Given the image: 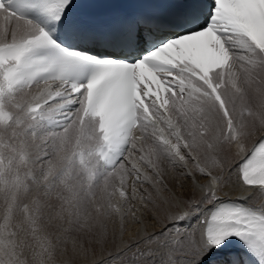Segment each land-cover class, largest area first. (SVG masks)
<instances>
[{
	"label": "snow or ice",
	"instance_id": "obj_1",
	"mask_svg": "<svg viewBox=\"0 0 264 264\" xmlns=\"http://www.w3.org/2000/svg\"><path fill=\"white\" fill-rule=\"evenodd\" d=\"M99 6L0 0V264H27L21 234L40 264L67 243L37 235L45 210L102 240L109 221L144 226L133 202L161 231L102 264H264V207L221 199L232 175L264 197V0ZM168 167L207 179L199 197L172 192Z\"/></svg>",
	"mask_w": 264,
	"mask_h": 264
},
{
	"label": "bare ground",
	"instance_id": "obj_2",
	"mask_svg": "<svg viewBox=\"0 0 264 264\" xmlns=\"http://www.w3.org/2000/svg\"><path fill=\"white\" fill-rule=\"evenodd\" d=\"M0 23H2V21H0ZM254 143H256L255 138L248 142V148L251 149ZM226 155H228L230 160L229 168L234 169L239 164L241 158L236 157L233 152H229L227 150ZM164 179L168 188L171 189L172 192L184 196L185 198L191 197L193 194L199 197L200 194L197 191L198 186L208 183L207 179L202 178L198 175L196 176L194 182L191 178L181 175V172L179 170L172 169L171 167H168ZM231 181L232 182L228 185V187L224 189L223 193L221 194V199L242 201L244 203H248L250 201L251 207H264V197L259 194L258 190H248L246 187L239 186V184L236 183L235 175L231 176ZM145 187L148 188L147 185H145ZM148 190L151 191V188H148ZM138 191H143V189H138ZM162 194L168 199H171V196H169L167 192H164ZM153 198H156L155 194H153ZM157 203H160V201L157 200ZM133 207L140 209L137 215L140 219L144 220V226H142L141 224L132 223L131 219H129L124 223L123 234L121 235V225L118 221L115 220V222L111 225L112 227H110L111 229L107 230L108 236L106 235V233L104 239L97 240L100 244L96 248V251H93L91 254L89 253L87 256H83L74 255L72 252L68 253L67 249V257H53L51 260H47L45 258V264H102L104 260H107L109 258V254L115 255L118 251H123V245L125 243L134 244L137 241L143 240L146 232L150 234L153 232L161 231L160 226L154 224L151 220L152 213H150L149 211V209L152 208L151 205H149L148 208H144V206L139 202H133ZM160 207L163 208L164 205L161 203ZM46 214L47 213H45L44 215ZM157 215L159 214L157 213ZM45 217L46 216H44V218ZM42 222L44 223V220ZM53 223L54 226L52 228L49 229L48 227L45 230H43V227L45 225L43 226V224L41 223L42 233H38L37 235L39 236L42 234L50 233V236H52L53 240L55 241L56 237L59 235V232L56 231L55 227L58 226L59 222L55 221ZM96 231L98 230L96 229ZM107 238L109 240H107ZM21 239H24L26 242V246H24L22 250L23 254L21 259L27 261V264H40L41 258L35 255V253L40 251L39 241L31 236H26L25 234H21ZM57 245H60V243H57ZM69 248H71L70 251H72V245ZM32 250L33 253H31Z\"/></svg>",
	"mask_w": 264,
	"mask_h": 264
},
{
	"label": "rangeland",
	"instance_id": "obj_3",
	"mask_svg": "<svg viewBox=\"0 0 264 264\" xmlns=\"http://www.w3.org/2000/svg\"><path fill=\"white\" fill-rule=\"evenodd\" d=\"M56 201L55 200H53L51 203L53 204V205H55L56 203H55ZM48 210H45V212H44V214L45 213H47L46 215H44V216H46L45 218H44V216H43V220H44V223L43 222H41L42 224H43V230H45V229H47L48 227H49V229L50 228H52L53 226H54V223H48L47 221H48V216H49V214H48ZM48 215V216H47ZM47 218V219H46ZM46 219V220H45ZM42 220V221H43ZM57 222H59V221H57ZM115 222V220H113V221H109V222H107V224H106V235L108 236V229H111L110 227H112L111 225L113 224ZM46 223V224H45ZM47 223H48V226H47ZM60 223V222H59ZM59 223H58V226H56L55 227V229H56V231L57 232H59L58 231V228H59ZM111 223V224H110ZM50 224V225H49ZM65 227H67V225H65ZM97 230L99 231V228H97ZM48 231V230H47ZM59 235L58 236H64V237H66V238H68L67 239V243L66 244H61L60 243V245H57V250H56V252L55 253H61V254H54V256L53 257H58V258H62V257H67V254L68 253H70V252H72V251H70V249L71 248H69L71 245H72V243H71V239H76L78 242H82L83 244H84V247L86 248V249H88L89 250V253L91 254L93 251H96L97 249V247H98V245L100 244L99 243V241H97L98 239H97V237L95 236V235H81V234H78V233H76V232H68V233H58ZM47 235H50V233H48ZM106 236V237H107ZM91 237V238H90ZM107 240H109L108 238H107ZM65 248L66 249H68V253H66V251H65ZM60 251V252H59ZM31 253H33V250L31 251ZM64 254V255H63ZM61 255V256H60Z\"/></svg>",
	"mask_w": 264,
	"mask_h": 264
}]
</instances>
